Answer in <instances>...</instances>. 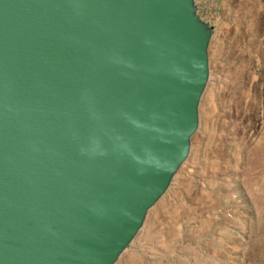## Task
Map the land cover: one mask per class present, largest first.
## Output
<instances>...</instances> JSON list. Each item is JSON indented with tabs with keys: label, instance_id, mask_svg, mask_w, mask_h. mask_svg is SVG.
<instances>
[{
	"label": "water",
	"instance_id": "water-1",
	"mask_svg": "<svg viewBox=\"0 0 264 264\" xmlns=\"http://www.w3.org/2000/svg\"><path fill=\"white\" fill-rule=\"evenodd\" d=\"M210 30L192 0H0V264H113L186 159Z\"/></svg>",
	"mask_w": 264,
	"mask_h": 264
},
{
	"label": "rangeland",
	"instance_id": "rangeland-1",
	"mask_svg": "<svg viewBox=\"0 0 264 264\" xmlns=\"http://www.w3.org/2000/svg\"><path fill=\"white\" fill-rule=\"evenodd\" d=\"M209 80L186 159L115 264H264V0H192Z\"/></svg>",
	"mask_w": 264,
	"mask_h": 264
},
{
	"label": "bare ground",
	"instance_id": "bare-ground-1",
	"mask_svg": "<svg viewBox=\"0 0 264 264\" xmlns=\"http://www.w3.org/2000/svg\"><path fill=\"white\" fill-rule=\"evenodd\" d=\"M208 80H209V74H208ZM190 148V147H189ZM141 230V229H140ZM117 262V261H116ZM113 264H115V262L113 263Z\"/></svg>",
	"mask_w": 264,
	"mask_h": 264
}]
</instances>
